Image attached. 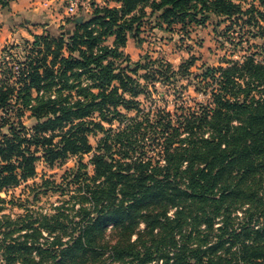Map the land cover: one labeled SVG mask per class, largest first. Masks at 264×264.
Masks as SVG:
<instances>
[{
	"label": "trees",
	"instance_id": "obj_1",
	"mask_svg": "<svg viewBox=\"0 0 264 264\" xmlns=\"http://www.w3.org/2000/svg\"><path fill=\"white\" fill-rule=\"evenodd\" d=\"M114 1L0 59V192L35 178L40 160L78 158L63 175L71 203L27 210L17 236L2 216L0 264H263L264 44L197 72L194 56L174 70L123 49L154 13L167 27L216 18L262 36L264 0ZM178 76L206 99L159 105L154 81L176 87Z\"/></svg>",
	"mask_w": 264,
	"mask_h": 264
},
{
	"label": "rangeland",
	"instance_id": "obj_2",
	"mask_svg": "<svg viewBox=\"0 0 264 264\" xmlns=\"http://www.w3.org/2000/svg\"><path fill=\"white\" fill-rule=\"evenodd\" d=\"M72 1H76L77 4L74 12L70 13L67 8ZM96 4L114 6L115 1L54 0L50 4L39 7L37 11L39 18L33 25L29 24L30 21L26 25L21 24L19 22L21 19L18 17L13 20L4 18L0 8V59L5 57L8 52L22 54L20 46L22 48L24 40L31 41L33 34H41L44 30L57 34L62 30L72 29L70 18L76 16H81L82 19L87 18L92 12V6ZM246 5L244 3V6ZM149 11L146 8V12ZM156 14L144 17L136 36L128 37L123 50L131 61L143 60L144 57H150L152 60L162 59L169 62L174 70H177L181 62L194 56L196 59L190 67V71L197 72L202 65L225 66L226 59L240 60L245 54L259 50V47H253L254 44L256 46L264 44V33L262 36L252 37V33H255L257 29L246 26L239 27V25L230 24V21L227 20L218 22V19L210 18L204 24H190L185 28H182L180 23L167 27L159 22ZM32 20L35 21V19ZM45 21L46 23H44ZM45 24L47 25L44 26ZM111 41L112 38L107 39V43L110 44ZM143 72L141 70L139 74ZM140 81L144 82L142 79ZM154 83L156 92H153L152 96L159 100V105L165 106L169 110H173L175 106L178 107L183 100L193 105L195 102H203L206 99L205 95L194 91L193 83H188L186 78L178 76L176 87L158 81H154ZM161 96L162 99H160ZM23 120L27 127H31L35 122L29 112H26ZM99 136L100 134L90 137V143L93 146ZM89 157L90 154L83 155L82 161L86 164V171L91 174L92 167L88 164ZM77 159V157L71 156L65 163L55 164L53 167H49L40 160L36 163L35 178L29 179L18 187L10 188L7 192H0V197L4 199V202H0V220H3L2 216L6 215L12 224L14 223L9 227L14 229L11 236H17L20 232L17 228V218L26 214L27 210L51 214L55 212V207L64 201L71 203L70 194L73 193L74 186L67 185L63 180V175L68 168L76 165ZM43 178L49 182L48 189L43 188V191L35 193L34 190L27 187L33 182L40 183ZM57 184H61V188H57ZM9 224L11 223L9 222ZM4 228L8 230V227ZM151 264H155V262Z\"/></svg>",
	"mask_w": 264,
	"mask_h": 264
},
{
	"label": "crops",
	"instance_id": "obj_3",
	"mask_svg": "<svg viewBox=\"0 0 264 264\" xmlns=\"http://www.w3.org/2000/svg\"><path fill=\"white\" fill-rule=\"evenodd\" d=\"M54 0H12L10 2V7L8 10H2L1 13L4 18H8V20H13L16 17L20 18L21 21H19L21 24L28 23L33 25L35 22H37V18H39L37 15V11L39 10L40 6H43L45 4H50ZM32 19H35L33 21ZM46 23V21L44 22ZM43 23V24H44ZM45 24L44 26H46Z\"/></svg>",
	"mask_w": 264,
	"mask_h": 264
},
{
	"label": "built area",
	"instance_id": "obj_4",
	"mask_svg": "<svg viewBox=\"0 0 264 264\" xmlns=\"http://www.w3.org/2000/svg\"><path fill=\"white\" fill-rule=\"evenodd\" d=\"M77 2L76 1H72L69 3V6L67 8V11L70 13H73L75 10V6H76Z\"/></svg>",
	"mask_w": 264,
	"mask_h": 264
},
{
	"label": "water",
	"instance_id": "obj_5",
	"mask_svg": "<svg viewBox=\"0 0 264 264\" xmlns=\"http://www.w3.org/2000/svg\"><path fill=\"white\" fill-rule=\"evenodd\" d=\"M81 19H82V17H81V16L77 17V20H81Z\"/></svg>",
	"mask_w": 264,
	"mask_h": 264
}]
</instances>
